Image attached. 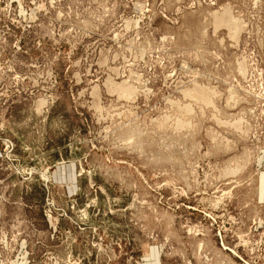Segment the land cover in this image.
Returning <instances> with one entry per match:
<instances>
[{
  "label": "rangeland",
  "instance_id": "374dc122",
  "mask_svg": "<svg viewBox=\"0 0 264 264\" xmlns=\"http://www.w3.org/2000/svg\"><path fill=\"white\" fill-rule=\"evenodd\" d=\"M0 264H264V0H0Z\"/></svg>",
  "mask_w": 264,
  "mask_h": 264
},
{
  "label": "bare ground",
  "instance_id": "6f19581e",
  "mask_svg": "<svg viewBox=\"0 0 264 264\" xmlns=\"http://www.w3.org/2000/svg\"><path fill=\"white\" fill-rule=\"evenodd\" d=\"M236 30V29H235ZM237 32V31H236ZM237 34V33H236ZM234 36V35H233ZM203 94V93H202ZM211 94V93H210ZM201 96V95H200ZM208 98V97H207ZM208 104V103H207ZM232 124V123H231ZM24 260V259H23Z\"/></svg>",
  "mask_w": 264,
  "mask_h": 264
}]
</instances>
